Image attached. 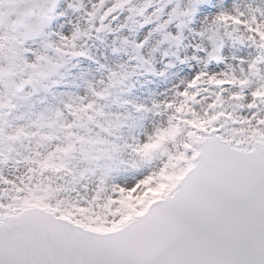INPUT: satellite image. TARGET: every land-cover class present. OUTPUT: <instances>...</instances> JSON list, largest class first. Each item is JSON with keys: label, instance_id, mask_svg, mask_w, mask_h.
Listing matches in <instances>:
<instances>
[{"label": "snow or ice", "instance_id": "snow-or-ice-1", "mask_svg": "<svg viewBox=\"0 0 264 264\" xmlns=\"http://www.w3.org/2000/svg\"><path fill=\"white\" fill-rule=\"evenodd\" d=\"M0 264H264V0H0Z\"/></svg>", "mask_w": 264, "mask_h": 264}]
</instances>
